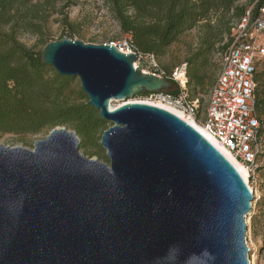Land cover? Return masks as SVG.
<instances>
[{"label": "water", "instance_id": "obj_1", "mask_svg": "<svg viewBox=\"0 0 264 264\" xmlns=\"http://www.w3.org/2000/svg\"><path fill=\"white\" fill-rule=\"evenodd\" d=\"M41 62L77 78L111 126L108 165L55 127L32 150L0 146V264H249L252 193L232 164L170 111L128 102L173 83L115 46L63 38Z\"/></svg>", "mask_w": 264, "mask_h": 264}, {"label": "trees", "instance_id": "obj_2", "mask_svg": "<svg viewBox=\"0 0 264 264\" xmlns=\"http://www.w3.org/2000/svg\"><path fill=\"white\" fill-rule=\"evenodd\" d=\"M57 1L64 2L62 7H56ZM73 1L0 0V134L47 135L55 127H65L75 133L81 149L97 154L100 136L109 128L108 123L87 104L88 98L81 88L75 87L74 78L58 75L52 67L41 62L42 51L34 52L18 39L21 34L36 36L44 48L52 42L45 35L47 25L57 16L53 23H59L68 31L58 41L75 40L76 23L70 21L68 13L61 11ZM102 2L120 32L130 36L132 49L156 58H162L181 36L201 27L198 48L185 62L188 98L199 101L200 115L204 107L202 97L208 95L217 68L210 56L222 53L231 44L233 24L247 11L254 19L264 0ZM162 70L167 75L170 73ZM253 78L258 138L262 145L256 157L258 164L264 161V58L255 64ZM166 92L175 95L176 85ZM148 95L139 93L135 97ZM258 169L259 165L255 172ZM260 205L263 208L264 200Z\"/></svg>", "mask_w": 264, "mask_h": 264}, {"label": "built area", "instance_id": "obj_3", "mask_svg": "<svg viewBox=\"0 0 264 264\" xmlns=\"http://www.w3.org/2000/svg\"><path fill=\"white\" fill-rule=\"evenodd\" d=\"M230 37L231 44L219 54V69L201 111V121L199 101L188 98L185 63L174 67L167 75L154 55L141 54L132 49L130 36H125L118 45L113 46L122 53L136 55L135 69L176 85L175 95L167 92L149 94L151 105H167L199 122L216 144L227 150L253 175L258 166L256 157L262 149L255 114L256 84L253 73L255 64L264 58V3L254 19L247 11L233 24Z\"/></svg>", "mask_w": 264, "mask_h": 264}, {"label": "rangeland", "instance_id": "obj_4", "mask_svg": "<svg viewBox=\"0 0 264 264\" xmlns=\"http://www.w3.org/2000/svg\"><path fill=\"white\" fill-rule=\"evenodd\" d=\"M64 2L57 1L56 7L60 8ZM68 6V7H67ZM63 12L68 13L71 22L76 23L74 30L77 34L73 37L75 40H80L84 44L92 45H118L123 39L124 35L120 32L118 26L110 18L106 7L102 0H75L71 4H66L62 8ZM54 16L50 19L45 35L50 41H58V39L67 34V29L62 28L59 23H53ZM201 27H197L192 31L181 36L177 42L166 50V54L162 58H158L161 67L167 72L186 62V59L194 53L198 48L200 39ZM19 41L28 49L34 52H41L43 45L40 44L36 36L30 34H21L18 37ZM210 61L216 65V70L213 74L215 78L217 69L219 67V54L214 53L210 56ZM75 87H80V82L75 78ZM173 89V86H172ZM207 95L202 97L203 105H205ZM128 102H150L148 96L133 97L126 101H113L110 104L111 108L118 107ZM200 121L202 115H199ZM200 125L199 122H196ZM111 124L108 123V127ZM70 131V130H69ZM47 135H14V134H0V146L9 148H24L32 150L33 145L37 141L43 140ZM100 142V140H99ZM79 153L88 159L100 161L108 165L109 161L106 158L105 150L100 146V149L95 151L83 150L78 146ZM90 153L95 155L91 156ZM259 169L253 175L249 174L247 177V185L251 189L253 200L250 202L251 209L245 217L246 236L245 243L248 248L247 259L250 264H264V206L261 207V202L264 200V161L258 162Z\"/></svg>", "mask_w": 264, "mask_h": 264}, {"label": "bare ground", "instance_id": "obj_5", "mask_svg": "<svg viewBox=\"0 0 264 264\" xmlns=\"http://www.w3.org/2000/svg\"><path fill=\"white\" fill-rule=\"evenodd\" d=\"M146 104H151L150 102H143ZM111 104V103H110ZM152 105H156L160 108L166 109L168 111H170L171 113H174L175 115H177L178 117H180L181 119H183L184 121H186L189 125H191L196 131H198L205 139H207L214 147H216V149L232 164V166L238 171V173L241 175L242 179L244 181H248L247 177L249 175V173L247 172L246 167L241 164L238 160H236L227 150H225L224 148H222L221 146H219L218 144H216V142H214L209 135L206 133L205 129L199 125L198 123H196V121H194L193 119H190L188 117H186L185 115H183L182 113H180L179 111H177L176 109L169 107L167 105L164 104H152ZM110 109H113L110 107ZM248 183V182H247ZM249 185V184H248ZM249 187V186H248ZM250 188V187H249ZM251 190V189H250ZM250 263V262H249Z\"/></svg>", "mask_w": 264, "mask_h": 264}]
</instances>
